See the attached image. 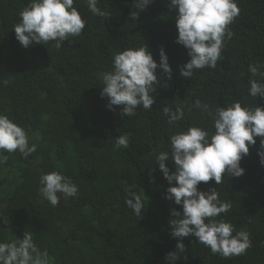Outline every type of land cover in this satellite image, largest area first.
I'll return each instance as SVG.
<instances>
[{"label":"trees","instance_id":"trees-1","mask_svg":"<svg viewBox=\"0 0 264 264\" xmlns=\"http://www.w3.org/2000/svg\"><path fill=\"white\" fill-rule=\"evenodd\" d=\"M30 0H0V113L23 127L36 151L4 153L0 164V240L23 239L31 232L53 264H264V167L257 155L260 138L242 158L240 177L224 182H201L198 190L217 188L220 199L231 201L223 218L237 231L250 234L251 248L240 256L213 255L194 237L183 240L180 259H167L177 238L169 227L171 211L179 205L165 199L170 186L156 167V155L170 151L169 138L192 125L211 128L210 118L193 107L195 101L211 107L240 101L264 109V98L247 95L250 63L264 62V0H239L240 14L229 26L215 69L179 75L190 59L176 43L175 11L168 0H152L135 20L133 0H100L109 17L92 15L85 0L74 6L87 21L79 37L60 48L54 42L22 47L13 27ZM146 45L159 64L164 49L171 67L169 79L159 68L160 84L151 110L139 108L124 117L108 109L101 97L98 73L110 70L118 51ZM183 106L185 118L176 127L167 123L162 109ZM129 138L117 148L118 136ZM166 167L175 170L173 162ZM59 171L79 188L76 197L60 199L57 206L40 202V177ZM172 186H175L174 184ZM135 192L145 203L135 216L124 203ZM146 198H145V197ZM169 221V222H168Z\"/></svg>","mask_w":264,"mask_h":264},{"label":"clouds","instance_id":"clouds-1","mask_svg":"<svg viewBox=\"0 0 264 264\" xmlns=\"http://www.w3.org/2000/svg\"><path fill=\"white\" fill-rule=\"evenodd\" d=\"M88 11L101 18L110 12L99 7L100 0H85ZM152 0H133L135 20ZM168 7L175 11L177 30L176 43L187 50L190 58L179 70V75L191 78L194 72L215 69L222 59L225 43L234 33L230 25L240 14L239 0H168ZM87 21L74 6V0H30L19 13V21L13 27L15 39L28 48L54 42L60 48L70 37H79ZM170 79L171 67L163 48L159 50V64L144 44L129 47L115 53L110 70L98 73L101 97L108 100L109 110L113 106L121 109L124 117L135 116L137 110H151L156 102L154 93L160 84L157 69ZM247 95L264 98V62L250 63ZM195 109L210 118L211 128L192 125L170 136V151L156 155V167L170 185L165 199L179 205L181 211H171L169 227L171 236L177 238L176 250L167 254L169 261L180 259L185 252L183 240L194 237L213 255L224 258L244 255L252 246L247 231H237L233 224L223 217L232 209L231 201L220 199L217 188L209 191L198 190V185L214 181L218 186L227 177H240L244 169L240 161L249 154L251 146L260 138L257 155L264 167V109L250 107L240 101H232L225 106L211 107L197 99ZM167 123L173 127L183 121V106L162 109ZM117 148H127L129 138L118 136L114 141ZM21 153L25 158L36 151L30 144L25 129L0 113V164L8 160L4 153ZM171 161L175 170L170 172L166 162ZM175 186H172V185ZM40 202L48 201L55 207L60 199L76 197L79 188L70 178L59 171H52L40 177ZM124 203L135 216H141L145 203L135 192ZM145 197V196H144ZM146 198V197H145ZM168 221V222H169ZM0 264H53L47 249H41L31 232H25L23 239L0 240Z\"/></svg>","mask_w":264,"mask_h":264}]
</instances>
